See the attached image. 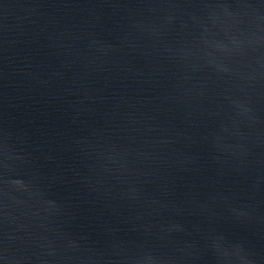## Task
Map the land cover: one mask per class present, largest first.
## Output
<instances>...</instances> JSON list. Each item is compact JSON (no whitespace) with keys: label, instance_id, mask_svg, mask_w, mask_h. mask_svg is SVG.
I'll list each match as a JSON object with an SVG mask.
<instances>
[{"label":"water","instance_id":"95a60500","mask_svg":"<svg viewBox=\"0 0 264 264\" xmlns=\"http://www.w3.org/2000/svg\"><path fill=\"white\" fill-rule=\"evenodd\" d=\"M0 264H264V0H0Z\"/></svg>","mask_w":264,"mask_h":264}]
</instances>
